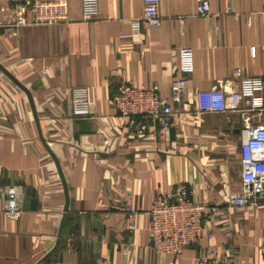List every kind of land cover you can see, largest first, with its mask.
I'll return each mask as SVG.
<instances>
[{
	"label": "crops",
	"instance_id": "0c3cea01",
	"mask_svg": "<svg viewBox=\"0 0 264 264\" xmlns=\"http://www.w3.org/2000/svg\"><path fill=\"white\" fill-rule=\"evenodd\" d=\"M159 0L160 28L143 24V0H99V16L85 22L81 0H69V21L15 27L0 0V188L21 186L23 213L2 212L0 264H170L149 240L148 210L182 185L218 208L204 221V237L178 264H199L211 252L237 264H264V201L235 207L241 191L242 112L197 111L198 92L238 89L243 78H264V0ZM194 53L174 126L121 117L112 104L125 83L158 87L165 99L183 75L179 55ZM252 49H255L253 55ZM89 90L91 114L75 117L72 89ZM65 179L69 209L60 171ZM131 195V199L129 196ZM137 210L130 230L129 209ZM63 225V226H62ZM60 235V237H59ZM126 249V253L125 250Z\"/></svg>",
	"mask_w": 264,
	"mask_h": 264
},
{
	"label": "built area",
	"instance_id": "2783aa9c",
	"mask_svg": "<svg viewBox=\"0 0 264 264\" xmlns=\"http://www.w3.org/2000/svg\"><path fill=\"white\" fill-rule=\"evenodd\" d=\"M3 13L14 17L15 27L31 25H57L69 21V0H5ZM142 19L134 20V33H140L144 24L149 31L160 28L159 0H143ZM199 16L210 14L207 0H197ZM82 18L91 22L99 16V0H81ZM264 17V11L262 12ZM253 55L255 49H252ZM179 67L183 77L171 87L170 99L159 94L158 87L125 83L118 87L112 104L118 114L134 121H150L160 125L163 131L174 126L178 114L175 105L183 102L187 76L194 72V53L183 48L179 55ZM247 103L249 116L244 119L241 144V191L230 203L235 207H258L264 201V78H243L238 89L218 88L198 92L195 98L197 111L202 114H223L229 122L242 112ZM72 113L75 117H89L91 101L86 87L72 89ZM24 188L8 186L0 188L2 212L17 220L23 213ZM131 199V195L129 196ZM137 210L129 209L130 230H135ZM218 213V208L197 200L192 183L182 185L157 197L151 204L147 234L153 249L159 254L173 257L170 264H178L186 248L197 247L204 237V221ZM127 252L126 249L124 250ZM199 264H237L231 255L211 252L199 260Z\"/></svg>",
	"mask_w": 264,
	"mask_h": 264
},
{
	"label": "water",
	"instance_id": "95a60500",
	"mask_svg": "<svg viewBox=\"0 0 264 264\" xmlns=\"http://www.w3.org/2000/svg\"><path fill=\"white\" fill-rule=\"evenodd\" d=\"M0 70L9 78L11 79V81H13L18 87H20L23 91L26 92V94L28 95L29 97V100H30V103L32 105V108H33V111H34V115L35 117L37 118V114H36V111H35V107H34V104H33V100H32V97H31V94L30 92L28 91V89L23 86L13 75H11L1 64H0ZM47 150L49 151V153L53 156V154L51 153L49 147L47 146V144L45 143V141H43ZM54 160H55V163L60 171V167L58 165V162L57 160L55 159V157L53 156ZM60 175H61V179H62V182H63V185H64V190H65V196H66V206H65V213L68 212V209H69V196H68V190H67V185H66V182H65V179L63 177V174L62 172L60 171ZM63 226V225H62ZM60 237V235H59Z\"/></svg>",
	"mask_w": 264,
	"mask_h": 264
}]
</instances>
